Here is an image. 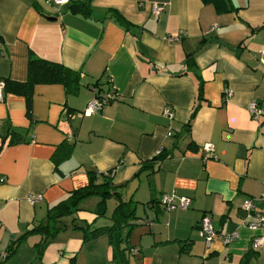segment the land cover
<instances>
[{
	"label": "crops",
	"instance_id": "crops-1",
	"mask_svg": "<svg viewBox=\"0 0 264 264\" xmlns=\"http://www.w3.org/2000/svg\"><path fill=\"white\" fill-rule=\"evenodd\" d=\"M153 3L165 10L153 14ZM229 3L231 12L217 14L201 0H90L83 15L70 12V3L56 9L47 0H0V80L24 82L33 55L79 71L81 82L76 95L36 85L32 121L23 96L3 89L0 252L23 240L0 264H36L43 238L31 231L88 184V172L136 206L128 264H264V228L246 227L241 209L264 185V0ZM97 94L116 100L84 115ZM252 102L263 111L257 120ZM159 151L167 157L153 160ZM164 194L188 197V210L164 211ZM32 195L42 200L32 205ZM111 200L104 218L95 220L98 199L91 198L63 219L41 263L115 264L106 236L85 241L72 228L109 225ZM204 217L216 233L209 247L198 230ZM257 234L263 246L254 251Z\"/></svg>",
	"mask_w": 264,
	"mask_h": 264
},
{
	"label": "trees",
	"instance_id": "trees-1",
	"mask_svg": "<svg viewBox=\"0 0 264 264\" xmlns=\"http://www.w3.org/2000/svg\"><path fill=\"white\" fill-rule=\"evenodd\" d=\"M201 1L204 4L213 5L217 14L229 13L234 9L229 3V0ZM69 3L68 10L70 12L81 13L83 15L88 14L90 0H70ZM118 20L121 24L126 23L121 17H118ZM126 26H128L127 23L125 24V27ZM186 63L187 66H194L191 56L187 57ZM36 85H61L64 87L67 94L76 95L81 86L80 74L79 71L67 68L61 63L40 59L30 55L27 65L26 80L24 82L5 80L4 89L6 92L23 96L25 100L26 116L31 121L32 95ZM198 91L200 98L202 94L201 82L199 83ZM187 126H189V123ZM12 136L14 135H11V138H13ZM71 150L72 148H70L69 153ZM165 157H167V155L163 154L161 151L153 160L161 161ZM87 177L88 184L86 186L73 190L67 199L50 208L44 222L31 231L40 234L43 238L40 244L36 246V264H42L41 260L45 248L59 231L65 229L63 219L73 217L80 211L81 204L91 198L98 199L93 212L95 220L106 216L108 200H116L117 203L111 215L108 217L110 224L95 229H89L88 227L78 226L72 222L73 230H83L85 241L95 239L99 236H106L108 244L111 247L112 261L115 264H128V255L131 254L130 251L132 249L127 241L133 223L137 220L136 206L131 201H123L117 188L111 184L109 179L103 178L102 181L98 183V176L94 172H88ZM22 240L23 238L18 239L10 245L5 259L15 252Z\"/></svg>",
	"mask_w": 264,
	"mask_h": 264
},
{
	"label": "built area",
	"instance_id": "built-area-1",
	"mask_svg": "<svg viewBox=\"0 0 264 264\" xmlns=\"http://www.w3.org/2000/svg\"><path fill=\"white\" fill-rule=\"evenodd\" d=\"M54 5L56 8L65 7L69 4L70 0H47ZM165 10V5H159L153 3L151 5V12L155 15L162 13ZM259 62L264 64V45L259 51ZM3 89H4V81L0 80V102L3 100ZM226 97H230L232 92L230 90L224 91ZM115 101V96L112 94H97L91 101H89L83 111V114H95L99 112L105 105L110 102ZM248 112L250 113L253 119H259L260 116L263 115V111L258 107V105L254 102L248 105ZM165 115L172 119V113L169 110L164 111ZM81 114V115H83ZM169 136H172V132H169ZM206 151H211L212 147L210 145H206ZM159 151L158 153H160ZM29 202L33 205L42 200L41 195H32L28 198ZM161 203H163V209L166 212H172L175 210L186 211L189 208L190 199L185 196L175 197L174 195L164 194L161 196ZM264 204V185L263 191L260 196L254 198H247L241 204V209L245 213L247 222L246 227L253 231H260L264 228V208H262ZM199 234L204 238L206 247H209L216 237V233L210 223V220L207 217L201 219L198 226ZM236 238V235H230L225 239V242L231 243ZM263 246V237L261 234H257L253 236L251 239V248L254 251H257L259 248ZM131 253H135V249L130 251ZM6 257V253L0 252V260H4Z\"/></svg>",
	"mask_w": 264,
	"mask_h": 264
},
{
	"label": "rangeland",
	"instance_id": "rangeland-1",
	"mask_svg": "<svg viewBox=\"0 0 264 264\" xmlns=\"http://www.w3.org/2000/svg\"><path fill=\"white\" fill-rule=\"evenodd\" d=\"M53 7H54V6H53ZM54 8H56V7H54ZM56 9H57V8H56ZM109 203L111 204V206L107 208V211H108V212H111V208L114 206V204H115V203H113V201H112V200H111V201H109ZM85 204H87V202H86ZM89 204L91 205V203H89V202H88V204H87V205H89Z\"/></svg>",
	"mask_w": 264,
	"mask_h": 264
}]
</instances>
